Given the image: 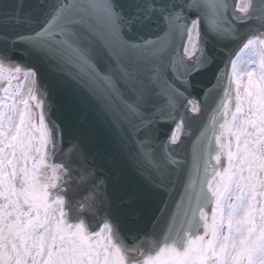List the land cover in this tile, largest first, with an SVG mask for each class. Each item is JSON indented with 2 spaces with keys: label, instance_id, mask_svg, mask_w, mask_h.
I'll return each mask as SVG.
<instances>
[{
  "label": "snow or ice",
  "instance_id": "snow-or-ice-1",
  "mask_svg": "<svg viewBox=\"0 0 264 264\" xmlns=\"http://www.w3.org/2000/svg\"><path fill=\"white\" fill-rule=\"evenodd\" d=\"M171 3L180 5L171 8ZM137 15L125 17L115 0H54L49 15L26 32L0 35L20 41L55 60L61 71L85 89L117 128L135 137L149 135L158 120H175L187 98L192 73L206 62L189 63L201 52L200 24L218 39L232 38L226 0H140ZM198 18L185 23L184 10ZM250 18L264 17V0L238 7ZM155 11L166 30L154 39L137 35ZM2 55V53H0ZM229 87L206 127L192 144L190 179L177 209L204 220V234L189 239L181 253L164 247L145 264H264V34L252 35L230 59ZM222 79V78H221ZM14 82L30 85L21 95ZM0 264H125L111 233L89 235L82 225H65L62 199L49 201L60 165L47 162L51 143L43 105L35 94L36 74L0 60ZM213 92L209 89L206 97ZM157 97L159 100L157 101ZM153 111H145L149 102ZM32 102H35L34 104ZM37 110L39 112L37 113ZM177 124L170 144L184 126ZM150 140L136 141L139 157L162 181L168 178L169 147L158 158ZM225 157L227 164L222 169ZM50 170V171H49ZM212 203L209 217L201 206ZM171 230V229H169Z\"/></svg>",
  "mask_w": 264,
  "mask_h": 264
},
{
  "label": "water",
  "instance_id": "water-1",
  "mask_svg": "<svg viewBox=\"0 0 264 264\" xmlns=\"http://www.w3.org/2000/svg\"><path fill=\"white\" fill-rule=\"evenodd\" d=\"M239 0H226L227 17L235 33L232 38L218 39L201 21V52L189 63L206 62L207 66L190 76L186 96L201 107L199 113L178 107L175 120H158L149 135L143 130L135 137L117 128L110 115L85 89L65 75L57 62L28 44L0 41V60L9 67L20 66L36 74L35 94L43 105L50 140L47 159L60 165L57 186L49 191V201L62 199L65 225H82L89 235L100 234L107 226L125 258V264H144L164 247L183 252L189 239L204 234L199 209L193 216L184 215V205H177L185 195L190 179L192 144L206 127L229 87V60L247 38L264 34V17L259 12L250 18L239 12ZM54 0H0V35L14 36L26 32L49 15ZM140 0H115L116 8L125 17L137 15ZM259 5L261 0H252ZM157 7L160 0H154ZM171 8L180 5L171 3ZM198 18L196 12L184 10L185 23ZM166 30L161 13L155 11L143 23L133 25V37L148 39ZM222 78V79H221ZM213 92L206 97L209 89ZM159 97H157V101ZM151 101L145 111H153ZM184 117V126L176 144H170L177 124ZM150 140L149 147L159 158L161 145L169 147V155L177 161L169 165V175L161 180L147 168L138 155L136 141ZM225 160L216 165L222 169ZM212 203L201 206L206 214ZM171 229V230H169ZM109 236V235H108Z\"/></svg>",
  "mask_w": 264,
  "mask_h": 264
},
{
  "label": "bare ground",
  "instance_id": "bare-ground-1",
  "mask_svg": "<svg viewBox=\"0 0 264 264\" xmlns=\"http://www.w3.org/2000/svg\"><path fill=\"white\" fill-rule=\"evenodd\" d=\"M0 85H3V84H0ZM29 86L30 85H21V84H18L16 82H14V84H13L14 88H18L19 89L21 95H27V89H28Z\"/></svg>",
  "mask_w": 264,
  "mask_h": 264
},
{
  "label": "rangeland",
  "instance_id": "rangeland-1",
  "mask_svg": "<svg viewBox=\"0 0 264 264\" xmlns=\"http://www.w3.org/2000/svg\"><path fill=\"white\" fill-rule=\"evenodd\" d=\"M3 87H4V85L0 86V95H3V92H2V88ZM102 236L106 238V234L105 233H103Z\"/></svg>",
  "mask_w": 264,
  "mask_h": 264
}]
</instances>
